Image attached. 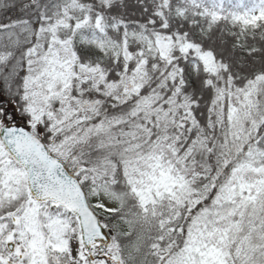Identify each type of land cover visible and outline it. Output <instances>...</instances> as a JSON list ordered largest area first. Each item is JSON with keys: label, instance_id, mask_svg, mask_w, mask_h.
<instances>
[{"label": "snow or ice", "instance_id": "6c2138e0", "mask_svg": "<svg viewBox=\"0 0 264 264\" xmlns=\"http://www.w3.org/2000/svg\"><path fill=\"white\" fill-rule=\"evenodd\" d=\"M0 264H264V0H0Z\"/></svg>", "mask_w": 264, "mask_h": 264}]
</instances>
